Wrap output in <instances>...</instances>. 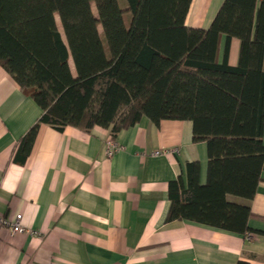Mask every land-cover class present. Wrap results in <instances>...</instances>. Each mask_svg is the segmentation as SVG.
<instances>
[{"label": "trees", "instance_id": "16d2710c", "mask_svg": "<svg viewBox=\"0 0 264 264\" xmlns=\"http://www.w3.org/2000/svg\"><path fill=\"white\" fill-rule=\"evenodd\" d=\"M191 2L0 0V65L43 111L14 159L25 163L41 124L60 132L99 125L115 138L144 116L188 120L194 142L207 143V181L189 163L187 186L182 177L169 183L167 221L247 235L252 210L228 195L250 200L263 179L264 0H225L207 29L186 25Z\"/></svg>", "mask_w": 264, "mask_h": 264}, {"label": "crops", "instance_id": "0c3cea01", "mask_svg": "<svg viewBox=\"0 0 264 264\" xmlns=\"http://www.w3.org/2000/svg\"><path fill=\"white\" fill-rule=\"evenodd\" d=\"M225 0H192L186 25L207 29ZM62 31L60 18L56 16ZM226 37L218 60L223 62ZM240 40L228 63L239 61ZM73 68V62L70 60ZM42 109L0 65V220L22 214L24 233L0 221V264H264V172L255 196L228 200L252 210L247 235L187 220L167 221L169 183L199 163L207 181L208 148L193 123L144 116L113 138L111 129L41 124L25 163L14 158ZM157 151L164 153L155 154Z\"/></svg>", "mask_w": 264, "mask_h": 264}, {"label": "built area", "instance_id": "2783aa9c", "mask_svg": "<svg viewBox=\"0 0 264 264\" xmlns=\"http://www.w3.org/2000/svg\"><path fill=\"white\" fill-rule=\"evenodd\" d=\"M122 150V147L112 138L106 142L105 151L108 157H112L116 152ZM165 151H157L155 154L164 153ZM1 224L8 228L12 233L26 232L25 226L22 224V214H17L14 218H1Z\"/></svg>", "mask_w": 264, "mask_h": 264}, {"label": "rangeland", "instance_id": "374dc122", "mask_svg": "<svg viewBox=\"0 0 264 264\" xmlns=\"http://www.w3.org/2000/svg\"><path fill=\"white\" fill-rule=\"evenodd\" d=\"M118 1H119V4H120V6H121L122 8L125 7V5H126V6L128 5L127 0H118ZM93 9H94V12H96V8H95V6L93 7ZM129 19H130V13H126L125 16H124V20H125V24H126L127 26H129V24H130ZM100 30H101V28H100Z\"/></svg>", "mask_w": 264, "mask_h": 264}]
</instances>
